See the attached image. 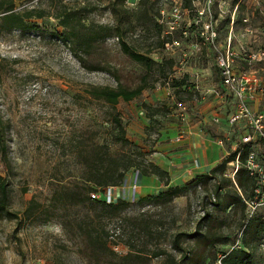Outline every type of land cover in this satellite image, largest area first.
I'll return each instance as SVG.
<instances>
[{"label": "rangeland", "instance_id": "rangeland-1", "mask_svg": "<svg viewBox=\"0 0 264 264\" xmlns=\"http://www.w3.org/2000/svg\"><path fill=\"white\" fill-rule=\"evenodd\" d=\"M14 3L32 16L22 27H8L0 18V174L10 183V211L18 215L0 216V264H222L223 253L242 248V221L249 214L241 202L228 203L233 190L239 191L231 160L209 181L200 180L203 174L192 179L170 203L140 201L135 167L119 185H129L130 195L122 198L129 204L122 210L93 209L92 201L82 202L74 193L93 191L92 163L106 165L132 150L138 162L158 163L172 141L187 135L221 138L227 145L222 160L234 152L243 123L229 124L233 99L223 93L214 46L205 35L212 25L217 45L225 46L234 22L235 63L244 67L247 51L264 49V0L210 6L189 0L191 11L183 17L195 23L187 37L181 33L184 20L168 32L174 23L166 0ZM160 14L161 29L155 23ZM68 19L101 38L90 47L64 41ZM119 37L156 62L133 60ZM174 39L179 47L165 49ZM173 79L185 82L178 87ZM121 82L144 89L115 105L89 93ZM177 101L187 105L183 116ZM123 134L130 142L119 139ZM253 215L264 218V205ZM253 264H264V239Z\"/></svg>", "mask_w": 264, "mask_h": 264}, {"label": "trees", "instance_id": "trees-1", "mask_svg": "<svg viewBox=\"0 0 264 264\" xmlns=\"http://www.w3.org/2000/svg\"><path fill=\"white\" fill-rule=\"evenodd\" d=\"M125 2V0H122ZM145 0H141L143 2ZM189 3V0H186V6ZM0 18L2 22L8 26H24L25 18H29L32 15L30 13H26L25 11L21 12L16 10V6L14 0H2L0 2ZM156 16V15H155ZM72 16H70L71 19ZM155 23L158 27L162 24L158 22V17H155ZM68 19V22H65L64 25L66 26V32L62 34V38L64 41H78L80 44H86L87 47L92 45V41L98 40L101 38L99 36H93L92 32L87 33L82 32V30H86L84 24H72ZM119 28V26L117 27ZM119 36V34H117ZM78 37V38H77ZM77 38V39H76ZM84 38V39H83ZM120 38V37H119ZM120 44L123 48V51L127 53L133 60L143 63L145 65H150L151 63H155L156 61L142 53L136 49H131L130 45L124 41L123 39H119ZM165 40L163 39L160 44H164ZM82 46V45H81ZM89 54V52H87ZM83 59V57H80ZM163 65V63H162ZM185 82V79H173V83L175 86H181ZM144 89V86H138L134 88H130L125 84L118 83L116 86L111 85H103V86H95L89 89V93L95 99H102L105 102L115 105L120 98L124 100H132L138 97L139 94ZM3 138L1 133L0 127V143L3 144ZM120 140L126 141L127 143L130 142L125 138V135H121ZM0 144V153L4 156L3 149H1ZM249 151V147L245 146V148L241 151L239 159L240 167L237 170V184L239 191L236 189L233 190V195L228 200V203L236 204L241 202L245 207V210L248 212V200H253L255 198V180L253 176H250L247 169L244 167L243 163L245 162L247 153ZM135 150L132 152H125L121 155L116 161H110L108 164L102 163H92V189H96L97 186H108V185H120L123 182L125 174L129 169L135 167L141 174L144 175H156L164 184H169L170 182V173L168 170L164 169L160 165L156 164L154 161H147V162H138L135 155ZM140 151H138V154ZM237 151H234L228 158L226 157L220 163L215 165L211 168L210 172L207 174H203V177L200 180L209 181L212 178H215L218 171L223 172L226 168L227 163L230 160H234L236 158ZM111 160V159H110ZM202 176V175H201ZM197 177H195L196 179ZM198 179V178H197ZM201 182V181H200ZM8 180L0 174V216L9 213L15 217H18L17 213L10 211V187H9ZM94 185V186H93ZM188 187L187 186H169L167 189L162 190L160 193L156 195H145L142 196L140 201L147 200L154 202L155 204H165L173 202L174 199L180 195H183ZM80 201H92V207L95 209L98 205L102 208H107L109 210L118 211L122 210L127 204H129L124 199H119L116 202L107 203L104 199H95L90 196L88 193L87 195L81 197V193H74ZM217 196H220L219 190L217 189ZM215 197V196H214ZM216 199V197H215ZM260 207V206H259ZM258 207V208H259ZM257 208V209H258ZM28 210H32L29 207ZM62 225L65 227L67 223L62 221ZM243 226V247H233L229 251L223 253L221 257L222 264H253L256 252L258 250L259 245L261 244L262 240L264 239V218L258 215L252 216H244L242 221ZM109 234V231L107 232ZM182 252V250L180 249ZM185 254V253H184Z\"/></svg>", "mask_w": 264, "mask_h": 264}, {"label": "built area", "instance_id": "built-area-1", "mask_svg": "<svg viewBox=\"0 0 264 264\" xmlns=\"http://www.w3.org/2000/svg\"><path fill=\"white\" fill-rule=\"evenodd\" d=\"M170 2L171 6V23L174 25L170 26V31L179 28L180 21L184 20L186 23L181 27V33L187 37L189 35V27H191L195 21L191 18L183 17L184 14L189 13L191 9L183 4V0H166ZM194 1V0H193ZM220 0H205L207 5L211 3L219 2ZM185 5V6H184ZM164 12L163 9L160 13ZM183 18V19H182ZM248 21L247 18L244 19ZM163 22V18L158 19ZM176 23V25H175ZM233 24L228 32V37L225 39V46L216 43L218 35L213 26L211 25V31H207L210 34H206L202 31V35H205L206 39L214 46V59L216 66L218 67L219 79L221 81V87L223 93L226 91L232 96L233 105L235 110L229 114L228 120L231 126L243 123V133L238 146L234 148L237 151L236 158L230 162L236 165L235 173L240 167V154L245 146L249 147L244 167L247 169L250 176H253L255 180V198L248 200V211L249 216H252L255 210L264 205V108L255 106V104L263 103L264 101V75L260 74V70H264L262 67H257V62H264V49L255 52L247 51V57L245 58L244 67L238 68L236 58L238 52L232 46L233 40ZM209 30L210 25L206 26ZM216 40V41H215ZM181 44L180 40H172L171 42L165 43V49L174 50ZM187 54V52H184ZM180 115L187 113V105L182 101L176 102ZM218 142L223 144V140L220 138ZM135 186V185H134ZM91 197L95 199H104L107 203L116 202L121 199V186L108 185V186H97L91 192ZM215 199V197L213 196Z\"/></svg>", "mask_w": 264, "mask_h": 264}, {"label": "crops", "instance_id": "crops-1", "mask_svg": "<svg viewBox=\"0 0 264 264\" xmlns=\"http://www.w3.org/2000/svg\"><path fill=\"white\" fill-rule=\"evenodd\" d=\"M255 106L264 108V103L255 104ZM234 148L235 146H232V149ZM223 150H227L226 144L223 145L218 140L204 139L199 136L190 137L187 135L182 142L172 141L168 149L162 154L160 153L162 161L155 162L169 171V184H164L156 175H144L137 170L136 178L133 179V182L136 179L138 184L136 193L140 196L156 195L169 186H185L195 177L209 173L212 167L220 163ZM126 187L121 186L122 198L130 195L129 191H126ZM153 192L155 194H150Z\"/></svg>", "mask_w": 264, "mask_h": 264}, {"label": "bare ground", "instance_id": "bare-ground-1", "mask_svg": "<svg viewBox=\"0 0 264 264\" xmlns=\"http://www.w3.org/2000/svg\"><path fill=\"white\" fill-rule=\"evenodd\" d=\"M233 29H234V26H233Z\"/></svg>", "mask_w": 264, "mask_h": 264}]
</instances>
